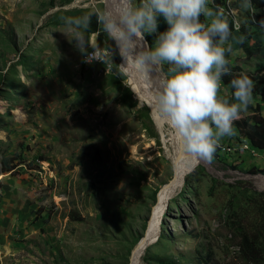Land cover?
I'll list each match as a JSON object with an SVG mask.
<instances>
[{
	"label": "rangeland",
	"instance_id": "1",
	"mask_svg": "<svg viewBox=\"0 0 264 264\" xmlns=\"http://www.w3.org/2000/svg\"><path fill=\"white\" fill-rule=\"evenodd\" d=\"M99 1L0 0V264H130L174 178L160 134L169 131H158L128 77L112 70L114 57L122 63L115 41L110 67L82 62L69 42L60 17L103 11ZM221 1L228 13L234 0ZM239 57L233 52L231 64ZM228 83L223 77L221 97ZM250 107L264 117L255 88L240 118ZM208 162L212 170L187 173L140 264H264V190L256 186L264 154L225 136Z\"/></svg>",
	"mask_w": 264,
	"mask_h": 264
},
{
	"label": "clouds",
	"instance_id": "2",
	"mask_svg": "<svg viewBox=\"0 0 264 264\" xmlns=\"http://www.w3.org/2000/svg\"><path fill=\"white\" fill-rule=\"evenodd\" d=\"M242 7L255 11L251 0H242ZM92 15L60 19L73 33L69 42L75 41L82 62L112 63L108 47L91 40ZM95 15L126 62L127 66L118 67L148 78L153 111L173 131L184 153L196 160H213L219 140L235 134L234 122L253 102L255 87L241 73L230 81L235 102L221 97L223 77L232 75L227 58L232 52L230 41L242 44L246 39L233 36L225 9L210 7L209 0H107L106 9ZM160 18L168 29L149 47L145 34L157 33ZM259 23L264 27V20ZM235 29L239 31V24ZM138 44L141 50L133 55Z\"/></svg>",
	"mask_w": 264,
	"mask_h": 264
},
{
	"label": "trees",
	"instance_id": "3",
	"mask_svg": "<svg viewBox=\"0 0 264 264\" xmlns=\"http://www.w3.org/2000/svg\"><path fill=\"white\" fill-rule=\"evenodd\" d=\"M54 1V0H52ZM72 0H65L66 3L71 2ZM252 6L255 11L251 9H244L242 7V0H234L229 5H227L226 15L228 16L229 23L233 28V36L240 37L244 36L246 39L244 42L238 43L236 40L230 41L232 46V52L227 54V58L231 61V54L233 52H238L239 50L243 54V58H240L231 64L230 68L232 70V75H229V83L227 85L226 95L222 98L228 99L229 102H235L233 97V89L230 87V81L234 77L240 75L241 73L247 74L255 84V95L259 97L261 105L264 107V27L260 26V21L264 20V0H251ZM103 7L104 5L99 1ZM223 2L221 0H214L212 5H209L212 8L217 6L222 7ZM236 10L237 14L241 16L240 20L236 15L232 14L230 10ZM89 12L88 10H76L72 12L63 13V16H81ZM204 17H201V20L204 21ZM239 24V31H236L235 24ZM168 29V25L160 18L159 27L157 35L160 32H164ZM91 32L96 35V43H99L101 47H108L109 50L112 49V40L109 39L107 34L103 32L100 26L97 24L96 15H92L91 23ZM152 36L145 34V38L150 42ZM152 45V43H150ZM227 47V45H226ZM118 60L116 57L113 59L112 70L116 75L120 74L118 69ZM125 92L128 96H131L129 89H125ZM251 108V112L246 117L240 118L234 122L235 134L230 136L232 140L239 144L242 148L243 145L247 144L251 149L258 151L259 153L264 154V117L256 111V109ZM221 152V151H220ZM5 171L10 170L11 168L6 164ZM264 174V171H260ZM192 175H188L185 184L188 185ZM163 235V231H162ZM145 261H148V259ZM158 263V261H157ZM160 264H179L171 259L163 258L159 260Z\"/></svg>",
	"mask_w": 264,
	"mask_h": 264
},
{
	"label": "bare ground",
	"instance_id": "4",
	"mask_svg": "<svg viewBox=\"0 0 264 264\" xmlns=\"http://www.w3.org/2000/svg\"><path fill=\"white\" fill-rule=\"evenodd\" d=\"M101 2L104 5V10L107 7V0H101ZM100 4V3H99ZM230 4V1L227 3ZM145 38V37H144ZM115 41V40H114ZM144 41L147 43V41L144 39ZM116 43V42H115ZM119 50V48H118ZM140 46L138 44L136 50L134 51L133 55H135V52L140 51ZM120 53V51H119ZM126 65L125 60L122 58L121 65ZM123 74L128 77V84L130 88L135 93L136 98L139 100L141 105H144L149 108L150 114L152 117V120L158 129V131L163 132L164 129H167L169 133H160L161 138H163L164 143V149L167 152V157H169L174 162L175 166V175L171 182V185H165L163 186V189L158 202L153 208V213L150 218L148 230L146 231L145 238L146 240L143 242H139L138 246L136 247L135 251L133 252V255L131 257L130 264H140V259L143 254V252L148 248L150 245L154 244L160 237V229L159 225L161 224V220L163 218V215L165 213L166 207L168 206L169 201L179 192L184 183V179L187 175V173H191V171L195 170L199 165H205L210 170H212L210 164L206 160H196L191 157H189L187 154L184 153L182 147L179 145V143L176 141L173 131L168 127V125L159 118V116L153 111L152 107V94H151V88L149 85L148 78L143 76L142 74H139L135 71H133L131 68H129L127 71H124L121 69ZM151 77H155V73H150ZM18 120L20 121H26L27 118L24 115V113L17 112ZM159 135V134H158ZM161 142V141H160ZM162 145V144H161ZM250 152H256L255 150L250 148ZM256 186L259 190H264V176L257 177Z\"/></svg>",
	"mask_w": 264,
	"mask_h": 264
},
{
	"label": "built area",
	"instance_id": "5",
	"mask_svg": "<svg viewBox=\"0 0 264 264\" xmlns=\"http://www.w3.org/2000/svg\"><path fill=\"white\" fill-rule=\"evenodd\" d=\"M213 3H214V0H213ZM224 5H225V3H223V5H222L223 8H224ZM90 51H92V49ZM112 59H113V56H112ZM109 67H110V62H109ZM221 150H222V152H224V151L230 152L231 148L230 147H228V148L222 147ZM242 150L249 152L252 156H255V157H257L259 155L258 151L257 152H250V147L247 144L243 145Z\"/></svg>",
	"mask_w": 264,
	"mask_h": 264
},
{
	"label": "water",
	"instance_id": "6",
	"mask_svg": "<svg viewBox=\"0 0 264 264\" xmlns=\"http://www.w3.org/2000/svg\"><path fill=\"white\" fill-rule=\"evenodd\" d=\"M167 185V184H166ZM169 185H171V183L170 184H168V186ZM157 201H158V196H157ZM153 217V216H152ZM147 239V237L145 238V237H143L142 239H141V241L140 242H143L144 240H146Z\"/></svg>",
	"mask_w": 264,
	"mask_h": 264
}]
</instances>
